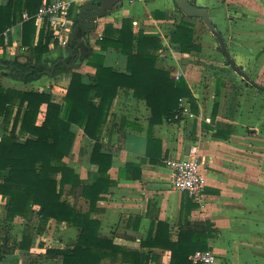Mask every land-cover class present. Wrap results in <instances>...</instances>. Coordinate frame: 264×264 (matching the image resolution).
I'll return each instance as SVG.
<instances>
[{
  "label": "crops",
  "instance_id": "0c3cea01",
  "mask_svg": "<svg viewBox=\"0 0 264 264\" xmlns=\"http://www.w3.org/2000/svg\"><path fill=\"white\" fill-rule=\"evenodd\" d=\"M70 1L69 17L74 27L85 3L97 0ZM191 1L198 6L208 7L211 19L222 34L236 64L247 69L249 75L256 74L259 83L252 80V88L246 87L239 94L225 86V78L214 74H223L224 71L236 74V70L220 49L219 40L202 18L186 15L175 0H120L112 10L98 17L92 12L87 17L91 27L84 32L88 38L78 50L71 48L69 41L66 45L61 44L46 20L36 21L33 45L37 43L43 26L47 25L53 34L49 50L43 55V62H51L52 67L57 60L65 59L68 69L54 76L50 75L54 71L45 72L47 78L43 74L33 81H23L24 84L20 76L11 74V68L6 63V60L21 63L31 61V52L22 45L24 20L20 18L19 11L12 26L6 30L4 44H0V83L19 90H46L52 94L55 102L61 104L64 114L68 105L65 96L74 72L79 73L84 81H89L97 73L96 64L103 63L117 71L131 73L127 66L128 57L121 49H104L100 43L106 36L108 23L121 29L124 20L130 19L136 34L143 32L156 35L159 47L148 43L146 50L156 54V67L168 70L171 78L179 81L184 77L187 80L195 107L188 97H182L179 121L164 118L162 122L151 126L152 111L146 100L136 97L133 89L119 88L100 137L103 150L113 155L109 175L116 184L102 194L103 198L98 201L96 209L90 211V216L100 221V236L130 250L159 255V264H171V250L144 245L143 242L155 235L159 221L167 222L170 234L174 240L177 239L180 225L186 220H209L213 223L216 232L209 239V244L218 256V264H264V132L258 128L264 123V92L257 87L264 86V0ZM0 3L7 4L8 0H0ZM195 19L201 20L207 27L201 42L195 40ZM182 21L193 23L194 43L200 45V49L182 51L179 42L172 40V32ZM80 32L81 28H78L75 35L79 36ZM88 49L92 51L86 57ZM92 54L100 58H93ZM71 56V62L76 58L72 66L69 65L71 62H67ZM177 74H180V79L175 78ZM258 74H262V78ZM27 84L30 86L26 87ZM218 84L219 109L213 121ZM93 99L99 102V98ZM16 110L17 106L14 115ZM46 111L47 104L43 103L37 124L43 122ZM12 127L13 119L6 127L0 117V140ZM150 127L151 136L156 140L153 142V155L158 162H153L149 154ZM74 130L76 138L64 160L83 180L92 181L98 169L97 165L90 162L93 142L85 135L83 128L74 126ZM229 131L228 138L218 135V132ZM17 135L21 141L32 137L20 127ZM190 153L198 154L203 160L206 185L205 203L202 206L172 185L173 170L168 161L187 157ZM127 164H133L134 167H127ZM5 173L0 171V181ZM64 197L82 212L90 210L89 200L80 194V189L72 190L71 185L67 184ZM9 200L10 196L0 193V214L1 218L12 224V232L6 234L17 235L19 240L18 244L13 245L14 252L13 247L9 252H0V264H21L18 251L24 253L35 249L49 258V262L53 259L55 264H61V258L47 255L48 248L56 247L44 242L38 245L36 239L40 237L46 241L49 234L71 244L57 248L70 250L77 244L79 228L50 219L48 225L51 227L36 232L32 247L23 250L20 242L24 227L26 224L36 226L35 221L40 219V207L33 206L28 217L18 216L9 221L6 219ZM23 220L25 224L16 234L15 230ZM49 231H52L51 234ZM158 263L154 260L149 262ZM100 264L134 263L105 257Z\"/></svg>",
  "mask_w": 264,
  "mask_h": 264
},
{
  "label": "trees",
  "instance_id": "16d2710c",
  "mask_svg": "<svg viewBox=\"0 0 264 264\" xmlns=\"http://www.w3.org/2000/svg\"><path fill=\"white\" fill-rule=\"evenodd\" d=\"M42 3L43 0H8L7 4L0 3V44H4L5 32L12 26L17 12H21L20 18L24 11L31 16L22 26V45L31 52V61L21 63L6 60L11 74L20 76L26 83L40 78L47 69H51L43 62V55L48 52L53 37L47 25L43 26L37 43L33 45L35 15ZM90 27L80 24L79 36L75 35L74 39L69 40L71 48L78 50L82 46L88 38L84 35L85 29ZM172 40L179 42L182 51L200 49V45L194 43V25L188 21H182L172 32ZM100 43L104 49H121L128 57L127 66L131 73L117 71L103 63L96 64L97 73L89 81H84L79 73L74 72L65 96L68 105L64 114L61 104L55 102L52 94L46 90H19L7 88L0 83V117L6 127L13 119V127L0 140V171L6 172L0 181V193L10 196L6 219L12 221L18 216L28 217L33 206L40 207L39 225L26 224L24 227L20 242L23 250L32 247L35 233L45 230L50 219L78 227L80 233L77 244L72 249H47L48 256L62 259L61 264H100L105 257L134 264H149L150 260L158 263L159 255L130 250L100 236V221L90 216V211L96 209L98 201L103 198L102 194L116 184L109 175L113 155L103 150L100 137L119 88L133 89L136 97L146 100L152 111L151 126L162 122L164 118L179 121L181 116L176 115L181 111V98L188 97L194 107L195 99L184 77L176 81L171 78L168 70L156 67V54L146 50L148 43L159 47L156 35L143 32L136 34L130 19L124 20L121 29L108 23L106 36ZM91 51L88 49L85 56L91 55ZM92 56L100 58L99 55ZM72 59V56L69 57L67 62ZM67 66V63L60 62L50 75L54 76L68 69ZM219 86L220 84L217 86L212 113L213 121L216 120L219 109ZM257 87L264 92V86ZM94 97L99 98V102L94 101ZM43 103L47 104L45 119L37 124ZM15 106L17 110L14 115ZM74 126L83 128L85 135L93 142L90 162L97 165L98 169L92 181L83 180L64 160L71 152L76 138ZM18 127L32 137L19 140ZM230 133L231 131L218 132V135L228 138ZM154 141L156 140L151 136L150 127L149 154L153 162H158L153 155ZM127 167L134 165L127 164ZM67 184L71 185L72 190L80 189V194L89 200L88 212H82L64 197ZM215 232L213 223L209 220H186L180 225L177 239L174 240L170 234V225L159 221L155 235L150 236L143 244L171 250V264H193L190 255L198 249H211L209 239Z\"/></svg>",
  "mask_w": 264,
  "mask_h": 264
},
{
  "label": "built area",
  "instance_id": "2783aa9c",
  "mask_svg": "<svg viewBox=\"0 0 264 264\" xmlns=\"http://www.w3.org/2000/svg\"><path fill=\"white\" fill-rule=\"evenodd\" d=\"M70 0H45L36 13V21L46 20L55 38L61 44L66 45L70 39V33L74 25L69 17L71 7ZM22 21L31 16L27 11L22 12ZM7 32H5L6 35ZM180 74L175 78L180 79ZM188 112V109L185 108ZM180 116V115H176ZM168 165L173 170L172 185L187 193V195L201 206L205 203L206 176L203 160L196 153H190L184 158H171ZM193 264H218V256L212 249H198L190 255Z\"/></svg>",
  "mask_w": 264,
  "mask_h": 264
},
{
  "label": "rangeland",
  "instance_id": "374dc122",
  "mask_svg": "<svg viewBox=\"0 0 264 264\" xmlns=\"http://www.w3.org/2000/svg\"><path fill=\"white\" fill-rule=\"evenodd\" d=\"M196 3H204V2H207L208 0H194ZM195 37L196 41L198 40L199 42H201V40L203 39L204 37V34L206 32V25L204 23H202L201 20L199 19H195ZM49 66H51V62L47 63ZM235 70V69H234ZM225 73L223 74H214L216 76H221L222 78H225V86H228V88L230 89H233V93L235 94H239L242 92V90H245L246 87H251L253 86V84L251 82H248L246 80H244V78L237 73V71H235L236 74H227L226 71H224ZM252 76V80L257 81V78L256 74H250ZM45 78L48 77L47 74H44L43 75ZM258 77L262 78V74H258ZM20 80L22 84H24L23 82V79L21 78ZM259 83V82H258ZM261 84V83H260ZM30 86V85H29ZM28 84L26 87H29ZM207 86H209V83L207 84ZM264 119V117H263ZM259 129H261L262 132H264V123H262V125L258 126ZM2 211H0L1 213ZM1 214H0V247H2V250H0V252L4 251L6 253L11 251V247H13L14 249L12 250L14 252L15 250V247L13 245L15 244H18V238H16L17 235L15 236H12V235H8L6 233H11V223H8L6 222L3 218H1ZM39 220L38 221H35L36 223V226L39 225ZM25 224V221H21L20 224H19V227H17V232H15L16 234L18 233V230L20 231L22 229V226H24ZM34 225V224H33ZM51 227V225H48L46 228L48 227ZM52 231H49V233L51 234ZM14 235V234H13ZM46 240V239H45ZM40 242H44V243H48L49 245L53 246V247H57V246H61V245H65L66 246H70L71 244L70 243H65L63 241V239H59L58 238H55V237H51L49 236L48 234V239L46 241H44L43 239H41L40 237H38L36 239V244H40ZM18 253L20 254L19 255V258L20 261L19 263H23V264H55V260H51L50 262L48 261L49 258H47L43 253H39L37 251V249H35L34 251L32 252H24V253H21L18 251ZM5 258V257H3ZM5 259H3L4 261Z\"/></svg>",
  "mask_w": 264,
  "mask_h": 264
},
{
  "label": "water",
  "instance_id": "95a60500",
  "mask_svg": "<svg viewBox=\"0 0 264 264\" xmlns=\"http://www.w3.org/2000/svg\"><path fill=\"white\" fill-rule=\"evenodd\" d=\"M177 5L183 10V12L191 17H198L202 18L203 21L206 23V25L209 27V29L213 32V34L217 37L220 43V49L224 52L228 63L237 71L238 74H240L245 80L249 82H253L251 79V76L248 74L247 69H243L241 66H238L234 59L232 58L226 42L222 36V34L217 30L216 24L212 21L211 15L209 12L208 7L205 6H198L191 0H175ZM120 3V0H97L96 2H86L82 11L80 14H78L77 19L78 22L73 27V30L71 32L70 40L74 39L77 29L79 28V25L81 23L86 24L87 26H90L91 23H88L89 20H87V17H89L92 12L95 17L100 16L101 14L106 13L107 11L112 10L116 5ZM73 54V52H71ZM62 61L63 63H66L65 59H59L56 63H54L51 67V69H47L46 73H53L57 63ZM76 61V58L69 64L72 66ZM189 153V151H187Z\"/></svg>",
  "mask_w": 264,
  "mask_h": 264
}]
</instances>
